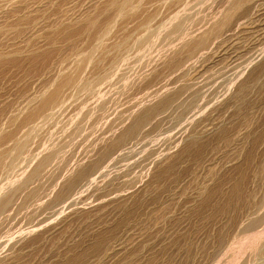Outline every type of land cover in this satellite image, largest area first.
I'll use <instances>...</instances> for the list:
<instances>
[{
	"label": "rangeland",
	"instance_id": "1",
	"mask_svg": "<svg viewBox=\"0 0 264 264\" xmlns=\"http://www.w3.org/2000/svg\"><path fill=\"white\" fill-rule=\"evenodd\" d=\"M109 1L0 0V202L11 198L4 209L7 211L3 210L0 215V264H264V209L261 208L264 197V84L253 77L260 76L257 71L264 61V0L252 5V15L240 17L232 30L225 31L223 37H226L215 41L206 51L208 54H199V58L187 62L188 71L184 65V70L175 69V72L163 63V49L159 51L174 19L188 13L197 17L215 13L226 0H133L126 9L129 12L122 15H112V11H108ZM138 1L141 2L138 4ZM153 6L157 7L156 11ZM141 7L148 11L143 8L141 12ZM145 11H150L151 15L146 12L145 17L151 19L142 18ZM111 15L115 16L112 20ZM125 16H131L133 21L125 20ZM91 20L96 23L98 20L99 24L94 28L90 23L87 26ZM106 20L110 26H104ZM159 56L161 59L156 62ZM146 60L151 66L156 64L150 67ZM78 64H82L81 70ZM149 68L153 72L158 69L157 74L151 71V78L141 82L142 86L138 83L137 88L143 89L140 92L146 96L134 87L136 90L133 88L129 96L120 98L122 102L116 101L121 104L110 107L115 113L109 110L113 115H106L95 127L92 117L96 107L105 98L110 99L119 88L117 85H123L126 78L133 79L137 76L134 73ZM216 70L221 71L217 73ZM68 76H75L77 80L63 87L59 97L61 106L55 104L51 108L53 111L50 109L46 116H37L30 121L32 123L28 122L31 128L30 125L26 127L25 118L32 111L36 112L49 93ZM210 76L214 79L205 80ZM188 78L195 79L196 87L200 88V96L191 102L193 104L185 102V111L176 108L163 114L158 128L151 125L140 139L112 149L96 170L87 172L83 180L78 179L80 183L73 192L58 198L67 179L77 176L78 170L98 159L99 149L109 144L114 134H119L124 124L131 122L128 121L132 116L156 103L162 93L175 90L186 79L189 81ZM75 83L79 84L73 88ZM145 85L148 89L154 85L153 92ZM243 86L248 87L245 94ZM186 95L188 93L182 96L184 100ZM126 112L132 113L129 120L124 116H128ZM116 113L121 116H114ZM85 121L88 122L86 126ZM103 124H109V129L102 128ZM80 131L81 136L78 135ZM12 133L17 138L7 139ZM65 135L70 138L65 139ZM16 141H20L16 144L18 148H15ZM60 142L69 147L60 151L58 156L61 157L52 161L50 168L46 166L47 172L42 170V177L30 180L24 187L23 180L46 152L65 148ZM86 142L90 148H86ZM64 156L68 161L63 160ZM64 176L67 183L61 179ZM59 182L66 185L63 187ZM240 183L243 189L240 187L242 195L238 193V198L232 192ZM30 184L31 188H37H33L34 191L44 185L43 192H37L38 199L29 197L28 192L33 191ZM38 200L42 204L37 203ZM14 215L20 217L14 221ZM252 217H261V224L244 232L243 226L249 224Z\"/></svg>",
	"mask_w": 264,
	"mask_h": 264
},
{
	"label": "bare ground",
	"instance_id": "2",
	"mask_svg": "<svg viewBox=\"0 0 264 264\" xmlns=\"http://www.w3.org/2000/svg\"><path fill=\"white\" fill-rule=\"evenodd\" d=\"M133 0H110L109 1V9L110 10H108V11H112V15H113V13L115 14V13H121V15L122 14H124L123 12H129V10H126L130 5H131V2H132ZM155 1V0H154ZM153 1V2H154ZM162 1V0H161ZM258 0H226L225 1V4L222 6V5H220L221 7L218 9V11L217 12H215V13H211V14H209V13H205V14H202L203 13V9L200 11L201 12V14L202 15H200L199 17H197V16H195V15H193V14H191V13H188L187 15H183V16H181V17H179V18H175L174 19V21H173V24L171 25V27L167 30V32L165 33V35H164V38H163V40H162V43L160 44L161 46H160V49H159V51L161 50V48L163 49V51H162V59H163V63L165 64V66L166 67H168V68H171V69H174V72L176 71L175 69H179V70H181L180 68H182L184 65H186V68L185 69H187V62L189 63V61L190 60H192V59H194V58H196L199 54H204L210 47H212L213 46V43L215 42V41H220V40H222L224 37H226V36H224L223 37V34L224 33H226L227 32V30L228 29H231V27L234 25V24H236L235 22L240 18V17H244V16H250V15H252L251 14V11H252V5L254 6L255 5V3L257 2ZM260 1V0H259ZM141 2V1H140ZM139 1H138V4L140 3ZM151 2H152V0H151ZM157 2V1H156ZM156 2H154V3H156ZM163 2H165V1H163ZM162 2V3H163ZM263 2V1H262ZM153 3V4H154ZM171 3V2H170ZM219 3V2H218ZM258 3V2H257ZM138 4H137V6H138ZM259 4V3H258ZM257 4V5H258ZM169 5V4H168ZM107 6V5H106ZM133 6V5H132ZM131 6V7H132ZM146 6H148V5H146ZM151 6V5H150ZM149 6V7H150ZM162 6H164V5H162ZM156 7V6H155ZM154 6H153V9L155 8ZM216 7V6H215ZM106 8V7H105ZM144 9H145V7H143ZM142 7H141V9H139L141 12H143V9ZM157 8V7H156ZM133 10H134V8H132ZM136 9V8H135ZM147 9V11H148V8H146ZM145 9V10H146ZM153 9H152V11H153ZM159 9V8H158ZM158 9H157V11H158ZM213 9V8H212ZM126 10V11H125ZM155 10V9H154ZM104 11H105V9H104ZM130 11H132V10H130ZM147 11H145V13H144V16L142 17V18H144L145 17V15H146V12ZM156 11V10H155ZM155 11H153V12H155ZM176 11V10H175ZM198 11V12H199ZM212 11V10H211ZM262 11V10H261ZM132 12H134V11H132ZM150 12V11H149ZM149 12H147V14H150ZM206 12H208V11H206ZM130 14V13H129ZM129 14H128V16H129ZM112 15H111V20H112V18L113 17H115V16H113L112 17ZM141 15H143V13H141ZM151 15V14H150ZM150 15L148 16V17H150ZM152 15H154V13L152 14ZM198 15H199V13H198ZM100 16V15H99ZM126 16H127V14H126ZM125 16V17H126ZM135 17L137 16L136 14L134 15ZM138 16H140V13H138ZM180 16V15H179ZM117 17H118V15H117ZM116 17V18H117ZM121 17V16H120ZM124 17V16H123ZM178 17V16H177ZM127 18H129V19H131L132 17L130 16V17H126V19L125 20H128ZM134 18V17H133ZM146 18V17H145ZM247 18V17H246ZM251 18V17H250ZM105 19V18H104ZM123 19V18H122ZM123 19V20H124ZM136 19H137V17H136ZM147 19V18H146ZM149 19H151V18H148L147 20H149ZM154 19V18H153ZM242 19V18H241ZM99 20V19H98ZM98 20H97V23H98ZM107 20H109V19H107ZM107 20H106V24L107 25H104V26H108L109 24L107 23ZM141 20V19H140ZM139 20V21H140ZM144 20V19H143ZM243 20V19H242ZM102 21V20H101ZM110 21V20H109ZM131 21H133L132 19H131ZM146 21V20H145ZM241 21V20H240ZM264 21V20H263ZM115 22V21H114ZM136 22V21H135ZM138 22V21H137ZM136 22V23H137ZM89 23H90V25L94 28V25L95 24H97L94 20H91L90 22H88V24H87V26L89 25ZM131 23V22H130ZM238 23V22H237ZM99 24V23H98ZM97 24V25H98ZM113 24V23H112ZM141 24H144L143 22H141ZM84 26V25H83ZM96 26V25H95ZM110 26V25H109ZM234 26H236V25H234ZM238 26V25H237ZM99 27V26H98ZM101 27V26H100ZM99 27V28H100ZM103 27V26H102ZM106 27H104V28H106ZM145 27V26H144ZM78 27H76L75 29H77ZM81 28V27H80ZM91 28V27H90ZM137 28V27H136ZM263 28V27H262ZM69 29V28H68ZM111 28L109 27V30H110ZM129 29V28H128ZM128 29H127V33H129L128 32ZM73 30V29H72ZM79 30V29H78ZM91 30V29H90ZM95 30V29H94ZM103 30H105V29H103ZM106 30H107V28H106ZM232 30V29H231ZM234 30V29H233ZM246 30V29H245ZM81 31H83L82 29H81ZM87 31V30H86ZM96 31V30H95ZM99 31V30H98ZM98 31H97V33H98ZM102 31V30H101ZM124 31V30H123ZM226 31V32H225ZM229 31V30H228ZM72 32V31H71ZM230 32H232V31H230ZM261 32V31H260ZM76 33V32H75ZM93 33V32H92ZM95 33V32H94ZM229 33V32H228ZM78 34V33H77ZM88 34V33H87ZM94 35V34H93ZM101 35V34H100ZM128 35V34H127ZM227 35V34H226ZM73 36V35H72ZM112 36V35H111ZM99 37H101V36H99ZM223 37V38H222ZM55 38V37H54ZM79 38V37H78ZM77 38V39H78ZM74 39V38H73ZM76 39V38H75ZM100 39V38H99ZM142 39V38H141ZM140 39V40H141ZM83 40V39H82ZM93 40H98V39H93ZM92 40V41H93ZM122 40V39H121ZM146 40H148V38H146ZM79 41V40H78ZM81 41V40H80ZM101 41H104V40H101ZM119 41V40H118ZM229 41V40H228ZM61 42V41H60ZM111 42V41H110ZM259 42V41H258ZM56 43V42H55ZM116 43V42H115ZM247 43V42H246ZM54 44V43H53ZM96 44H100V43H96ZM114 44V43H113ZM75 45V44H74ZM212 45V46H211ZM98 46V45H97ZM263 46V45H262ZM96 47V46H95ZM106 47V46H105ZM113 47V46H112ZM242 47V46H241ZM93 48H94V46H93ZM99 48V47H98ZM52 49V48H51ZM58 49V48H57ZM88 49V48H87ZM122 49V48H121ZM121 49H120V51H121ZM224 49V48H223ZM89 50V49H88ZM98 50V49H97ZM158 51V52H159ZM60 52V51H59ZM93 52H94V50H93ZM99 52V51H98ZM156 52H157V50H156ZM217 52V51H216ZM215 52V53H216ZM219 52V51H218ZM70 53V52H69ZM89 53H90V51H89ZM88 53V54H89ZM95 53H97L96 51H95ZM94 53V54H95ZM106 53V52H105ZM160 53V52H159ZM159 53H158V55H159ZM207 54H208V52H206ZM83 54H85V53H83ZM82 54V55H83ZM157 54V53H156ZM206 54V55H207ZM91 55V54H90ZM92 55H93V53H92ZM50 56V55H49ZM85 56V55H84ZM83 56V57H84ZM79 57H80V55H79ZM157 57V56H156ZM207 57V56H206ZM208 57H212V55L211 56H208ZM93 58H94V56H93ZM154 59H156L155 57H153ZM153 58H152V60H153ZM160 58V56L155 60L156 62H159L158 61V59L160 60L161 59ZM197 58H199V57H197ZM100 59V58H99ZM116 59V58H115ZM206 59V58H205ZM62 60V59H61ZM96 60V59H95ZM94 60V61H95ZM114 60V59H113ZM151 60V59H150ZM196 60V59H195ZM195 60H193V61H191V63L192 62H194ZM88 61V60H87ZM86 61V62H87ZM93 61V60H92ZM91 62V61H90ZM90 62H88V65H90L89 63ZM146 62L148 63V61L146 60ZM162 62V61H161ZM74 63V62H73ZM82 63V62H81ZM150 63V62H149ZM148 63V65H150V67H152L153 66V64H156L155 62L152 64V66H151V63L149 64ZM212 63V62H211ZM84 64V63H83ZM92 64H94V63H92ZM158 64V63H157ZM79 65V69H80V67H82V64H81V66H80V64H78ZM143 65V64H142ZM159 65H161V63L159 64ZM191 66H192V64H190ZM203 65V64H202ZM211 65V64H210ZM85 66H86V64H85ZM145 66H147L146 64H145ZM163 66V65H162ZM190 66V67H191ZM218 66H220V65H218ZM217 66V67H218ZM224 66V65H223ZM132 67V66H131ZM137 67V66H136ZM143 67H144V65L142 66V69H143ZM189 67V66H188ZM215 67V66H214ZM90 68V67H89ZM167 68V69H168ZM222 68V67H221ZM79 69H76V71H79ZM87 69V68H86ZM162 69V68H161ZM183 69V68H182ZM218 69V68H217ZM224 69H225V67H224ZM227 69V68H226ZM81 70V69H80ZM130 69H128V71H129ZM144 70V69H143ZM152 70L154 71L155 70V67L154 68H152ZM152 70H150V68H149V70L148 71H142V72H140V70L138 71V72H140V74L138 73H134V74H136L137 76L136 77H134L133 79H128V78H126L125 79V81H124V83H123V85H121V86H119V85H117L119 88L117 89V91L116 92H114L113 93V95H112V97H110V99H108V100H106V98H105V100H103L99 105H98V107H96V109H95V111H94V117H92L93 118V124H96V126L95 127H98L97 126V124H99L100 122V120H102L103 118H105V116L106 115H108L109 113V110H110V107L113 105V104H116L115 106H117V104L120 102H118V103H116V101L118 100V99H120V98H122L123 96H125V95H127V96H129L128 94L132 91V89L135 87L136 89L138 88V86L139 85H143L144 83H141V82H144V81H148L151 77V71ZM163 70V69H162ZM169 70V69H168ZM184 70V69H183ZM190 70V69H189ZM207 70V69H206ZM253 70V69H252ZM75 71V72H76ZM127 71V72H128ZM152 71V72H153ZM157 71H158V69L155 71V72H153V73H155V75L157 74ZM186 71H188V69L186 70ZM197 71V70H196ZM208 71V70H207ZM206 71V72H207ZM217 71H219V70H216V72ZM221 71V70H220ZM219 71V72H220ZM74 72V71H73ZM74 72V73H75ZM109 72H110V70H109ZM160 72V71H159ZM168 72V71H167ZM172 73H173V71H171ZM194 72V71H193ZM192 72V73H193ZM219 72H217V73H219ZM257 72H259V74L258 75H260V76H255V75H253V77L255 78L256 77V79L258 80V79H260L261 80V82L264 84V61L263 62H260V65H259V69H258V71ZM256 72V73H257ZM80 73V72H79ZM78 73V74H79ZM83 73V72H82ZM163 73V72H162ZM177 73V72H176ZM183 73V72H182ZM224 73V72H223ZM250 73V72H249ZM85 74V73H84ZM104 74V73H103ZM125 74V73H124ZM128 74V73H127ZM130 74V73H129ZM175 74V73H174ZM184 74V73H183ZM207 74V73H206ZM205 74V75H206ZM209 75H210V73H208ZM70 75V74H69ZM126 75V74H125ZM125 75H122V77H124ZM163 75V74H162ZM162 75H161V77L160 78H162ZM190 75V74H189ZM209 75H207V76H209ZM75 76H77V73H75ZM75 76H71V77H66L65 79H63V81H61V83L55 88V89H53V91H51V93H49V95L42 101V103L39 105L40 107H39V109L36 111V112H34L33 113V111H32V113L27 117V118H25L26 120L24 121L25 122V124H26V127L28 126V125H30V127L29 128H31V125L32 124H28V122L29 123H32V122H30L31 120H33L34 118H36L37 116H39V115H45L46 113H47V111L48 110H50L55 104H58V105H60V103H59V97H60V94L62 93V89H63V87L65 88V87H67L68 86V84L72 81V82H74V79H76V77ZM165 76V75H164ZM175 76V75H174ZM186 76V75H185ZM201 76V75H200ZM206 76V77H207ZM75 77V78H74ZM102 77V76H101ZM109 77H111V76H109ZM108 77V78H109ZM129 77V76H128ZM155 77V76H154ZM166 77H167V75H166ZM165 77V78H166ZM169 77L170 76H168V78H167V81L169 80ZM188 76H186V78H187ZM73 78V79H72ZM77 78H79V76H77ZM104 78V77H103ZM119 78V76L117 77V79ZM121 78V77H120ZM102 79V78H101ZM153 79H155V78H153ZM181 79V78H180ZM208 79H210V80H213L214 78L212 77L211 78V76H210V78H205V80H208ZM247 79V78H246ZM253 79V78H252ZM60 80V79H59ZM77 80V79H76ZM75 80V81H76ZM80 80H82V79H80ZM156 80V79H155ZM166 80V79H165ZM178 80L179 79H177V82H178ZM182 80V79H181ZM188 80H189V78H188ZM193 80V79H192ZM201 80H203V79H201ZM255 80V79H254ZM154 81V80H153ZM162 81V80H161ZM160 81V82H161ZM167 81H165L164 83H163V85L165 84V83H167ZM194 81H196L195 79L193 80V81H191V80H189V81H187V79H186V81L183 83V84H179L180 86L179 87H176L175 88V90H173V91H170V89L167 91V93H165V94H163L162 93V95H161V97L158 99V101L156 102V103H154V104H151V105H148V106H146L141 112H139L138 114H136V115H134V116H132L131 117V120H129V118H130V116L132 115V113H131V115L129 116L128 114H127V112H126V114L129 116H126L125 114H124V116L125 117H127L128 118V122H130L128 125H126L125 126V124L123 123V121H122V123L124 124V126H123V129H121V132L119 133V134H117L116 133V135L114 134V136H115V138H113V140L111 141L110 140V138H109V144L107 143H105L106 145H104L103 143H102V145H104V146H102L100 149H99V156H98V159H95V161H94V159H93V162L90 164V165H88L87 167H85V168H81L80 170H78V172H77V176H72L70 179H67V180H69L68 181V183H67V180L65 179V176H67L66 174H64L65 176H64V178L62 177L61 179H62V181H63V179L65 180L64 182H66L67 183V185L66 184H64L63 182H59V184L60 183H62L61 184V186H63V185H66V187H65V189H64V191H63V189L60 191V194H58L57 196H58V198H61V197H64V195H66V194H68L69 192H71L72 191V189L74 188V187H76L77 186V183H80V182H78L79 180L78 179H81V180H83L84 178H86V174H87V172L89 173V171L90 170H93V169H95V168H97V166L98 165H100L101 164V162H102V160L103 159H105V157L108 155V154H110V152H111V150L112 149H114V148H116V147H119V146H121V145H124V144H127L130 140L132 141V140H136V139H140L141 137H142V135H143V131L147 128H150L149 126H151V125H153V128H158L161 124V122H162V120H161V118L163 117L162 115L163 114H166V113H171V111L173 112L174 110L173 109H179V108H184L183 110L185 111V102H188L189 104H193V103H191L192 101H194L196 98H198L199 96H200V88L198 89L196 86H197V82H194ZM198 81V80H197ZM209 81V80H208ZM207 81V82H208ZM98 82V81H97ZM104 82V81H103ZM121 82V81H120ZM119 82V83H120ZM146 82H145V84H146ZM155 82V81H154ZM152 83V84H156V83ZM157 82V81H156ZM211 82V81H210ZM102 83V82H101ZM138 83H140L139 85H138ZM158 84H159V82H157ZM181 83V82H180ZM223 83V82H222ZM66 84H67V86H66ZM77 84H79V83H77ZM76 83L75 84H73V88H74V85H77ZM117 84V83H116ZM148 84H150L149 82H148ZM152 84L150 85V86H152ZM208 84V83H207ZM262 84V85H263ZM57 85V84H56ZM65 85V86H64ZM115 85V84H114ZM113 85V86H114ZM137 85V86H136ZM141 85V86H142ZM154 85H153V88H154ZM160 85H162V84H160ZM201 84H199V86H200ZM203 85V84H202ZM111 86V85H110ZM117 86H115V87H117ZM140 86V87H141ZM146 86V85H145ZM148 86V85H147ZM146 86V87H147ZM159 86V85H158ZM177 86H178V83H177ZM204 86V85H203ZM114 87V88H115ZM171 87V86H170ZM201 87V86H200ZM133 89V90H136V89ZM144 88V87H143ZM152 88V87H151ZM151 88H149L148 89V87H147V89L148 90H150ZM153 88L150 90L151 91V93L153 92L152 90H153ZM165 88V87H164ZM169 88V87H168ZM167 88V89H168ZM113 89V88H112ZM141 89V88H140ZM242 89V88H241ZM246 89H248V87L247 86H243V93L245 92V91H247ZM263 89V88H262ZM66 90V89H65ZM115 90V89H114ZM138 90V89H137ZM141 90H143V89H141ZM140 90V91H141ZM163 90V89H162ZM64 91V90H63ZM139 91V90H138ZM137 91V92H138ZM139 91V92H140ZM156 91V90H155ZM154 91V92H155ZM157 91H159L158 89H157ZM161 91V90H160ZM159 91V92H160ZM170 91V92H169ZM250 91V90H249ZM74 92V91H73ZM136 91H133V93H135ZM147 90H146V94H147ZM164 92V91H163ZM65 93V92H64ZM64 93H63V95H64ZM141 93V92H140ZM185 93H188V96H187V98L186 99H188V101H185L183 98H182V96L185 94ZM149 94V93H148ZM147 94V95H148ZM153 94H157V93H153ZM152 94V95H153ZM245 94V93H244ZM66 95V94H65ZM108 96L109 95H111V94H107ZM136 95V94H135ZM137 95H139V94H137ZM141 95L143 96V95H145V93L143 92V94L141 93ZM140 95V96H141ZM151 95V94H150ZM107 96V97H108ZM126 96V97H127ZM142 96H141V98H142ZM146 96V95H145ZM144 96V97H145ZM154 96V95H153ZM157 96V95H156ZM133 98H134V95L132 96ZM137 97V96H136ZM135 97V98H136ZM139 97V96H138ZM143 97V98H144ZM127 98H130V97H127ZM127 98H125V100L127 99ZM133 98H131V99H133ZM134 98V99H135ZM140 98V97H139ZM138 98V99H139ZM155 98H158V97H155ZM137 99V98H136ZM149 99H150V96H149ZM244 99V98H243ZM121 100V99H120ZM124 100V101H125ZM197 100V99H196ZM201 100V99H200ZM61 101H62V98H61ZM123 100H121V102H122ZM130 101H132V100H127V102H130ZM151 101V100H150ZM97 102V101H96ZM121 102H120V104H121ZM140 102H142V101H140ZM139 102V103H140ZM151 102H153V101H151ZM197 102V101H196ZM247 102V101H246ZM132 103H134V102H132ZM132 103H130L131 105H132ZM139 103H137V104H139ZM143 103H146L145 101H143ZM187 103V104H188ZM125 104H126V102H125ZM188 104V105H189ZM122 105H124V103L122 104ZM140 105V106H139ZM138 106L139 107H141V105H142V103H140ZM188 105H187V107H186V109L188 108ZM61 106V105H60ZM92 106V105H91ZM114 106V107H115ZM126 106V105H125ZM124 106V108H126ZM136 106V105H135ZM38 107V106H37ZM119 107V106H118ZM133 107H134V105H133ZM190 107V106H189ZM55 108V107H54ZM93 108V107H92ZM135 108H138V107H135ZM191 108V107H190ZM34 109V108H33ZM35 109H37V108H35ZM90 110H92L91 108H89ZM112 109V108H111ZM117 109H119V108H117ZM134 109V108H133ZM52 110V109H51ZM113 110V109H112ZM112 110H110L111 112H112ZM129 110V109H128ZM53 111V110H52ZM52 111H50V112H52ZM55 111V110H54ZM123 111V110H122ZM122 111H120V112H122ZM139 111V109L137 110V112ZM178 111V110H177ZM50 112H48L49 114H50ZM57 112V111H56ZM84 112H85V110H84ZM110 112V114L111 115H113L112 113L114 112L115 113V111H113L112 113ZM131 112V111H130ZM129 112V113H130ZM133 112H134V114H135V112L136 111H134L133 110ZM117 113H119V111L117 112ZM117 113L116 114H114V116H118V115H120V114H118L117 115ZM54 114V113H53ZM85 114V113H84ZM83 114V115H84ZM109 114V115H110ZM121 114H123V112L121 113ZM171 115V114H170ZM46 116V115H45ZM44 116V117H45ZM47 116H49L48 114H47ZM82 116V115H81ZM121 116V115H120ZM165 116V115H164ZM177 116V115H176ZM88 117H89V115H88ZM87 117V118H88ZM39 119H40V117H38ZM87 118H85V120H87L88 121V119ZM24 119V118H23ZM82 119H84V118H82ZM116 119H119V118H116ZM168 119V118H167ZM92 120V119H91ZM16 121V120H15ZM44 121V120H43ZM110 121V120H109ZM99 122V123H98ZM104 122V121H103ZM106 122V121H105ZM111 122V121H110ZM119 122H120V120H119ZM84 123V122H83ZM83 123H82V121H81V124L83 125ZM85 123H86V121H85ZM109 123V122H108ZM24 126H25V124L24 123H22ZM22 124H21V126H22ZM88 124V122L85 124V126ZM115 124H117V122H115L113 125H114V127H116V125ZM78 125V124H77ZM81 125V129H83L82 126ZM109 125V124H108ZM107 125V126H108ZM113 125H112V127H113ZM23 126V127H24ZM89 126V125H88ZM94 126V125H93ZM93 126H92V128H93ZM106 125L104 126V124H103V127L102 128H108ZM43 127V126H42ZM90 127V126H89ZM152 127V126H151ZM22 128V127H21ZM21 128H19L20 130H21ZM36 128V127H35ZM101 128V129H102ZM118 128H119V126H117V130H118ZM22 129H24V128H22ZM77 128H75V130H76ZM87 129H88V127H87ZM96 129V128H95ZM101 129L99 130V131H101ZM109 129V128H108ZM107 129V130H108ZM36 130H38V129H36ZM40 130V129H39ZM74 130V129H73ZM74 130V131H75ZM79 130V129H78ZM91 130V129H90ZM89 130V131H90ZM92 130H94V129H92ZM97 130H98V128H97ZM103 130V129H102ZM110 130H111V128H110ZM116 130V131H117ZM120 130V129H119ZM153 130H155V129H153ZM85 131V129L84 130H82V132H84ZM88 131V130H87ZM104 131H106V130H104ZM150 131V130H149ZM19 132V131H18ZM69 132V131H68ZM77 132V131H76ZM75 132V133H76ZM81 131L79 132L80 134H78V135H80L81 136V133H82ZM91 132V131H90ZM93 132V131H92ZM95 132V131H94ZM111 132V131H110ZM157 132V131H156ZM24 133H25V131H24ZM69 133H72L71 132V130H70V132ZM74 133V134H75ZM105 132H103V134H104ZM108 133V132H107ZM112 133V132H111ZM110 133V134H111ZM13 134V133H12ZM23 134V133H22ZM84 134V133H83ZM82 134V135H83ZM145 134V133H144ZM7 135V134H6ZM8 135H10V134H8ZM72 135H73V133H72ZM77 135V134H76ZM90 135V134H89ZM95 135V134H94ZM97 135V134H96ZM100 135V134H99ZM112 135V134H111ZM66 136V135H65ZM68 136H71L70 134L68 135ZM68 136H66L65 137V139L66 138H70V137H68ZM101 136V135H100ZM106 136V135H105ZM5 137V136H4ZM86 137V136H85ZM108 137V136H107ZM106 137V138H107ZM112 137H113V135H112ZM15 138H17V137H15V134H13V135H10V136H8V138L7 139H14L15 140ZM71 138H74V137H71ZM97 139L98 138H101V137H98V135H97V137H96ZM6 139V140H7ZM61 139V138H60ZM90 139V138H89ZM88 139V140H89ZM105 139V138H104ZM80 140H85V139H80ZM79 140V141H80ZM99 140V139H98ZM101 140V142H102V138L100 139ZM62 141V140H61ZM63 141H65V140H63ZM72 141V140H71ZM69 142V143H72V142ZM74 141H76L75 139H74ZM104 142L105 141H107V140H103ZM91 142V145H93V147H94V145L95 144H93L92 143V141H90ZM96 142H97V140H96ZM133 142V141H132ZM175 142V141H174ZM10 143V142H9ZM17 143H20V141L18 142V141H16L15 142V145L17 144ZM61 143V142H60ZM67 143V142H66ZM68 143V144H69ZM74 143V142H73ZM79 143V142H78ZM87 143L88 142H86V144L85 145H87ZM98 143V142H97ZM96 143V144H97ZM99 143H100V141H99ZM6 144V143H5ZM75 144V143H74ZM89 144V143H88ZM84 145V146H85ZM91 145L89 146V145H87L86 146V148H90L91 147ZM17 146V147H16ZM15 146V148H18V145H16ZM56 146V145H55ZM59 146V145H58ZM60 146H62V143L60 144ZM63 146H65V145H63ZM62 146V147H63ZM81 146V145H80ZM54 147V146H53ZM69 147V145L67 146V144H66V146H65V148L63 147V149L62 150H60V149H58L59 147H57V148H55V149H52V150H50L49 152H46V154L45 155H43V157L38 161V163H37V165L34 167V169H33V171L25 178V180H23L24 182L22 183L23 185H24V187H25V184H27L30 180H34V178H40V177H42V176H40L41 175V172H43L42 170L43 169H45L46 168V166H48L49 165V168H50V164L52 163V161H56L57 159V157H61V156H58L59 155V153H60V151L62 152V151H65L64 149H66V148H68ZM73 147L75 148V146L73 145ZM61 148V147H60ZM70 148H71V145H70ZM77 148V147H76ZM80 148H84V147H80ZM121 148V147H120ZM166 148V147H165ZM2 149V148H1ZM117 149V148H116ZM167 149V148H166ZM82 150V149H81ZM94 150V149H93ZM157 150V149H156ZM90 151H91V149H90ZM76 152V151H75ZM79 152V151H78ZM88 152V151H87ZM94 152V151H93ZM66 153V152H65ZM73 154H74V152H72ZM153 153H154V151H153ZM69 154H71V153H69ZM69 154H67V155H69ZM77 153H75V155H76ZM92 154V153H91ZM160 154V153H159ZM164 154V153H163ZM66 155V154H65ZM66 155V156H67ZM90 155V154H89ZM94 155V154H93ZM151 155V154H150ZM66 156H64L63 157V160H66V159H64V158H66ZM77 156V155H76ZM97 156V155H96ZM68 157H70V156H68ZM78 157V156H77ZM108 157V156H107ZM155 157V156H154ZM35 158V157H34ZM67 159H69V158H67ZM1 160V159H0ZM83 160V159H82ZM54 161V162H55ZM61 161H62V159H61ZM66 161H68V160H66ZM144 161H146V160H144ZM1 162V161H0ZM58 162V161H57ZM56 162V163H57ZM73 162V161H72ZM74 162H76L75 160H74ZM78 162V161H77ZM80 163V162H79ZM78 163V164H79ZM55 164V163H54ZM53 164V165H54ZM59 164V163H58ZM64 164V163H63ZM155 164V163H154ZM52 165V166H53ZM51 166V167H52ZM57 166V165H56ZM60 166V168L62 167L61 166V164L59 165ZM100 167V166H99ZM57 168V167H56ZM59 168V167H58ZM147 168V167H146ZM63 170H66L65 169V167H63L62 168ZM141 169V168H140ZM46 170V169H45ZM49 170V169H48ZM96 170V169H95ZM142 170V169H141ZM46 172H47V170H46ZM46 172H44V173H46ZM58 172H61V171H58ZM57 172V173H58ZM67 172V171H66ZM52 173V172H51ZM65 173V172H64ZM91 173V172H90ZM93 173V172H92ZM60 174H62L63 175V172L62 173H60ZM44 175V174H43ZM59 175V174H58ZM86 175V176H85ZM40 176V177H39ZM45 176V175H44ZM69 176H71V175H69ZM69 176H67V177H69ZM130 176V175H129ZM129 176H127V177H129ZM47 177V176H46ZM56 177V176H55ZM61 177V176H60ZM66 177V178H67ZM84 177V178H83ZM127 177H126V179H127ZM38 178H37V180H38ZM49 178V180H50V176L48 177ZM46 179V178H45ZM53 179H55L54 177H53ZM58 179H59V177H58ZM140 179V178H139ZM36 180V179H35ZM49 180H47V181H49ZM31 181V184L33 183H35V182H32ZM42 181V180H41ZM51 181V180H50ZM57 181V180H56ZM37 182V181H36ZM58 182V181H57ZM31 184H30V189L32 190L33 188H35V189H37L36 187H33V188H31ZM36 184H38V183H36ZM35 184V185H36ZM44 184H47L46 182L44 183ZM51 184V182L50 183H48V186ZM131 184V183H130ZM29 185V184H28ZM34 185V186H35ZM43 185V184H42ZM114 185V184H113ZM241 185V183L239 184V185H235L234 186V191L232 192V193H235V194H237V195H235V196H237L238 197V195L240 194V195H242L241 193H239V191L241 192L242 190H240L241 188H242V186H240ZM22 186V185H21ZM20 186V187H21ZM47 186V185H46ZM112 186V185H111ZM64 187V186H63ZM133 187V186H132ZM241 187V188H240ZM48 188V187H47ZM110 188V187H109ZM43 189H44V185L43 186H41V189L40 190H37V191H34V189H33V191H31L30 193L28 192V194H29V197H31L32 199H34V197L36 196H38L39 197V195H37L38 193L37 192H40V191H42L43 192ZM59 189V188H58ZM243 189V188H242ZM118 190V189H117ZM19 192V191H18ZM23 192V191H22ZM26 192H27V190H26ZM73 192V191H72ZM49 193V192H48ZM51 193H52V191H51ZM50 193V194H51ZM113 193V192H112ZM239 193V194H238ZM71 194V193H70ZM42 195V194H41ZM44 195V194H43ZM42 195V196H43ZM69 195V194H68ZM232 195V194H231ZM244 195V194H243ZM13 196V195H12ZM42 196H41V199H42ZM111 196H112V194H111ZM234 195H233V198L235 197ZM38 197H37V199H38ZM54 197V196H53ZM45 198V197H44ZM43 198V200H45ZM57 198V199H58ZM230 198V197H229ZM232 198V197H231ZM230 198V199H231ZM232 198V199H233ZM238 198H240V197H238ZM238 198H234L235 200L236 199H238ZM0 199H1V197H0ZM21 199H23V197L21 198ZM48 199V198H47ZM50 199V198H49ZM229 199V200H230ZM231 199V200H232ZM233 199V200H234ZM42 200V201H43ZM240 200V199H239ZM11 201V198H6L5 200L3 199V201H1L0 202V215H1V213L2 212H4V211H7V210H4L5 208H6V206L8 205V203ZM21 202H19V203H21L22 204V200H20ZM39 201V200H38ZM41 201V200H40ZM37 202V203H40V204H42L41 202ZM36 202V200L34 201V203ZM230 202V201H229ZM11 203V202H10ZM24 203H27V202H24ZM58 203V202H57ZM233 203V202H232ZM21 204H19L20 206H21ZM227 204H229V203H227ZM231 204V203H230ZM23 205H25V204H23ZM29 205V207L28 206H26L28 209L30 208V203L28 204ZM32 205V204H31ZM35 205V204H34ZM12 206V205H11ZM10 206V207H11ZM36 206V205H35ZM17 207H18V203H17ZM25 207V206H24ZM24 207H22V208H24ZM25 207V208H26ZM42 207V206H41ZM43 207H44V204H43ZM19 208V207H18ZM261 208H263L264 209V197H263V200L261 201ZM14 209V208H13ZM259 209H260V207H259ZM4 210V211H3ZM22 210V209H21ZM20 210V211H21ZM27 209H25V211H26ZM261 211L260 212H262V209H260ZM13 211V210H12ZM19 211V210H18ZM20 211H19V213H20ZM23 211V210H22ZM21 211V213L23 214V212ZM31 212V211H30ZM259 212V211H258ZM18 213V214H19ZM20 213V215H22ZM263 213V212H262ZM6 214H8V213H6ZM17 213H16V215H18ZM28 214V213H27ZM33 214V213H32ZM255 214V213H254ZM10 215V214H9ZM256 215H258V214H256ZM2 216V215H1ZM4 216V215H3ZM15 216V215H14ZM262 216V215H261ZM7 217H9V221H10V216H7ZM16 217H18V216H15V218H14V221L17 219ZM20 217V216H19ZM18 217V218H19ZM23 217H24V215H23ZM22 217V218H23ZM30 217H32V216H30ZM30 217H27V218H30ZM253 217H254V215H253ZM252 217V219H251V221L249 222V224H246L245 226H243V229H244V232L245 231H249V230H252L253 228H256L257 227V225H260L261 223H259V222H261L259 219L261 218V217H257V218H253ZM4 218V217H3ZM2 218V219H3ZM35 218V217H34ZM5 220H7L6 218H4ZM31 219V218H30ZM27 220H29V219H27ZM4 221V220H3ZM8 221V222H9ZM8 222L6 223V225L5 226H7V224H8ZM11 222H12V220H11ZM28 222V221H27ZM4 224V222L2 223V225ZM20 225V224H19ZM9 227V226H8ZM3 228H5V227H3ZM7 229V228H6ZM4 230V229H3ZM221 242V241H220ZM217 255V254H216ZM80 257V256H79ZM78 258V257H77ZM80 260V259H79ZM218 260V259H217ZM81 261V260H80ZM68 262V261H67ZM76 263V262H75ZM65 264V263H64ZM71 264V263H70ZM77 264V263H76ZM79 264V263H78Z\"/></svg>",
	"mask_w": 264,
	"mask_h": 264
}]
</instances>
